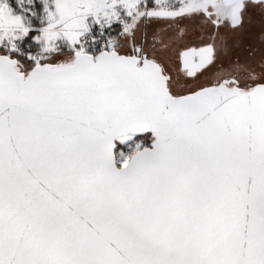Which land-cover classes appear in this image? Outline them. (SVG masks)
Instances as JSON below:
<instances>
[{"label": "snow or ice", "instance_id": "obj_1", "mask_svg": "<svg viewBox=\"0 0 264 264\" xmlns=\"http://www.w3.org/2000/svg\"><path fill=\"white\" fill-rule=\"evenodd\" d=\"M0 264H264V0H0Z\"/></svg>", "mask_w": 264, "mask_h": 264}, {"label": "rangeland", "instance_id": "obj_2", "mask_svg": "<svg viewBox=\"0 0 264 264\" xmlns=\"http://www.w3.org/2000/svg\"><path fill=\"white\" fill-rule=\"evenodd\" d=\"M13 5H15V0H12Z\"/></svg>", "mask_w": 264, "mask_h": 264}]
</instances>
